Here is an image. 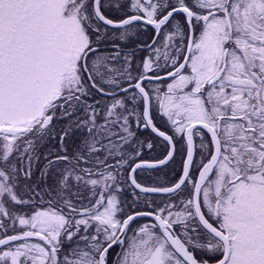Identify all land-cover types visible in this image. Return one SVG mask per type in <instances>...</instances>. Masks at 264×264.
Returning a JSON list of instances; mask_svg holds the SVG:
<instances>
[{
  "label": "snow or ice",
  "instance_id": "snow-or-ice-1",
  "mask_svg": "<svg viewBox=\"0 0 264 264\" xmlns=\"http://www.w3.org/2000/svg\"><path fill=\"white\" fill-rule=\"evenodd\" d=\"M0 264H264V0H0Z\"/></svg>",
  "mask_w": 264,
  "mask_h": 264
},
{
  "label": "trees",
  "instance_id": "trees-1",
  "mask_svg": "<svg viewBox=\"0 0 264 264\" xmlns=\"http://www.w3.org/2000/svg\"><path fill=\"white\" fill-rule=\"evenodd\" d=\"M173 167H175V166H173ZM168 171L170 173L171 169H169ZM157 175L164 176V173H158Z\"/></svg>",
  "mask_w": 264,
  "mask_h": 264
}]
</instances>
